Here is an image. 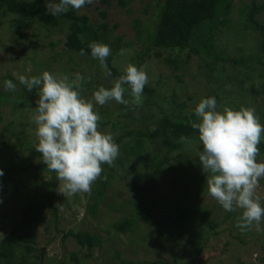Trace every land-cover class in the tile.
<instances>
[{
  "label": "rangeland",
  "instance_id": "obj_1",
  "mask_svg": "<svg viewBox=\"0 0 264 264\" xmlns=\"http://www.w3.org/2000/svg\"><path fill=\"white\" fill-rule=\"evenodd\" d=\"M105 1L94 0L90 7H83L78 12L80 15L89 16L91 24L106 22L111 28L118 26L113 33L110 32L112 34L109 36L108 44L120 45L115 55L114 66L124 73V69L130 63L138 67L136 53L141 48V42L136 35V26L143 27L150 23L156 7L164 0H137L126 9L117 6L115 0H109L110 3ZM249 3V0H236L231 29L227 31L223 28L218 32L217 51H224L226 56L236 55L246 58L250 57L254 50L261 52L260 34L244 30L245 15L244 17L241 15L240 8L246 11ZM103 12L107 17H103ZM11 19L0 14V93H8L9 96V102L1 107L3 123L0 128V169L16 164H44L42 153L34 148L38 143L37 126L33 120L34 106L29 105L28 109L21 110L13 104L15 99L20 101L23 96L22 84L17 76L13 75L14 73L31 78L49 71L56 75H69L70 79H74L75 74L79 73L84 77L81 89L86 94L84 96L86 99H91L94 91L101 86L111 88L115 80L105 76V69L102 66L98 69L91 64L90 59L67 50L64 28H47L33 23L29 28L16 30L11 25ZM258 20L264 23V12L258 16ZM240 29L242 30L238 32ZM237 39L242 40L237 41ZM51 42L57 43L54 48ZM239 47L241 51H238ZM174 57L172 52H164L161 58L150 59L142 65L149 77L148 84L155 89L153 99H142V101H147L146 108L152 111L142 110L136 104L124 105L114 99L109 100L101 107L95 106L101 116L100 130L111 132L114 139H117L125 130L154 125L157 119L155 114L167 110L168 102L172 99L176 98L177 102L187 101L193 109L213 90L223 95V104L221 103L223 107L220 106L218 110H222L226 103L235 110L238 104L243 107L242 103H244L245 107L254 108L256 115L261 118L260 122L264 123V113H260L264 104L257 101L252 105L249 100H243L245 98L243 93L250 92V84L256 80V84L262 82L261 78L256 77L255 72L264 74V65L260 64L256 69L253 65L250 69L242 68L231 63H216L209 56L196 55L188 61L184 53L181 55L183 61H180V67L175 68L165 60ZM6 80H11L16 85L15 91L6 90ZM229 80L242 87L240 93H235L241 103L234 100L232 90L228 87ZM114 124L117 127H114ZM198 145L190 143L188 152L193 149L195 152L192 154L197 155ZM147 147L145 159H133L126 162L124 167L117 159L114 161L112 164L115 168L114 179L96 215L88 213L87 209L91 202V193H77L66 197L58 191V182L56 199L57 206L60 205L58 221L47 210L41 222L32 228L36 239L35 246L42 250L41 259L37 262L63 264V261L67 260L69 264H120L114 259V251L132 262L142 260L171 262L175 249L180 248V264H221V262L222 264H264V221L260 224L262 230L259 232L256 231L255 226L251 230H241L232 225L231 221H226L225 214L228 211H225L207 191V174L203 172L199 157L196 158L198 168L184 169L180 165L179 168L172 170L168 166L164 168L160 179L149 184L151 188L149 197H157L158 202L162 198L166 201L164 205L157 206L156 214V217L162 221L163 228H158L155 223L146 222L135 227L130 233L117 232L112 227L113 223L120 220L124 214H130L134 207L133 201L141 196L136 182L144 183L150 178L146 165L157 151V145L150 144ZM258 162H264L262 153L258 157ZM51 178L52 174L49 172L27 173L19 183L17 192H13V187H0V244L20 223L22 208L32 201L41 199L40 190L35 188L33 183L46 186V183L52 181ZM94 185L95 182L92 190ZM257 193L261 196V203L264 206V180L260 181ZM179 205L189 218L183 225V232L179 225H176L177 217L173 213ZM239 212L242 213V210L235 211V218ZM211 223L216 224V228H210ZM69 231L97 234L102 239V244L94 249L92 257L87 258L88 250L80 247L75 239L67 236ZM238 231H242V235ZM199 232L204 234V252L196 259L190 252L182 253V251L191 248L189 241L196 239V234ZM169 233L180 238L178 241H173L175 244L173 250L166 247V241L162 244L165 238H169L166 235ZM237 235L239 239L235 237ZM73 255L79 262L73 260ZM181 256L185 258L181 260ZM238 256H241L242 262H237Z\"/></svg>",
  "mask_w": 264,
  "mask_h": 264
},
{
  "label": "trees",
  "instance_id": "obj_2",
  "mask_svg": "<svg viewBox=\"0 0 264 264\" xmlns=\"http://www.w3.org/2000/svg\"><path fill=\"white\" fill-rule=\"evenodd\" d=\"M117 6L126 9L137 0H115ZM250 3L244 11L240 8V13L244 17V30L255 31L260 34V48L261 52L254 50L250 57L243 58L241 56L229 57L225 55L224 51H217L218 32L223 28L228 31L231 29L232 16L236 9V0H164L158 5L153 13V18L145 26H136L137 38L141 42V48L136 53L138 67H141L146 61L153 58H161L164 52H172L174 58H166V62L179 68L183 61L181 55L185 53L187 60H191L196 56H209L216 63H231L242 68H257L258 65H264V23L258 20V16L264 12V2L259 3L258 0H249ZM59 0H56L58 3ZM105 2L110 3L109 0ZM92 4H86L84 7H90ZM0 14L2 16L11 17V25L16 30H24L29 28L33 23H37L42 27L47 28H64L66 30L65 45L69 52L81 55L80 50H84L86 58L90 59L91 64L99 69L101 64L99 60L91 56V49L89 44L92 42H101L108 44L109 36L115 31L118 26L110 27L108 23L102 22L98 25L90 23V17L87 15H80V13L69 7L67 13L59 15H52L46 10V0H0ZM103 17H107L106 13H102ZM243 29V28H242ZM242 29L238 30L241 31ZM112 32V33H110ZM120 40V39H119ZM242 39H237L241 41ZM57 43L51 42L52 48ZM112 47L111 55L107 58V67L111 71V77L116 79L125 74L120 72L114 66L115 55L120 49L118 43ZM241 51V48H238ZM181 61V62H180ZM253 65V66H252ZM256 77L262 79V82L256 84V81L250 84V92L243 93L247 101L252 105L257 101L264 104V74L255 72ZM35 76H41L37 74ZM230 82V80H229ZM243 83V81H242ZM82 85V84H81ZM126 91L124 98L131 101V88L124 85ZM229 89L232 90L234 100L238 101L235 93L242 90L241 86H237L235 82L228 84ZM38 88L28 91L25 85L22 84L23 96L20 101L14 100L15 107L23 110L28 109L29 105L37 107L39 96ZM10 92V91H9ZM247 94V95H246ZM249 94V95H248ZM81 95L86 94L81 90ZM155 96V89L147 84L144 88L142 99L151 100ZM215 97L217 99V107H223V95L213 90L206 95L208 97ZM252 96V98H251ZM192 100L191 98H189ZM9 102L7 94L0 93V128L3 123V115L1 107L4 103ZM142 101L139 105L142 110L152 111L146 108L147 101ZM222 103V104H221ZM144 104V105H143ZM243 107L246 104L242 103ZM132 105V104H130ZM168 109L162 111L160 114H155L157 119L154 125L142 127L140 129L125 130L115 142L120 146V153L117 158L118 163L124 167L126 162L133 159L146 158V151L148 145H157V151L150 158L146 168L150 173V178L142 183L136 182L137 189L141 192V196L133 201V210L130 214H124L120 220L113 223L112 227L120 233L127 234L134 230L135 227L142 223H155L158 228H163L162 221L156 217L158 212V205H164L165 199L162 198L158 202V198L151 196L150 183L160 179L164 168L170 166L172 170L179 168L187 169V167L198 168L196 164L195 150L188 152L189 143L181 142V137H186L192 143H197L198 151L203 150L202 142L199 141V134L197 130L191 127L190 121H197L194 109L190 108L187 101L177 102L174 98L168 102ZM229 103H226L228 106ZM99 106V105H97ZM101 107V106H99ZM137 108L136 105H133ZM240 105L236 110L240 109ZM108 111V110H104ZM258 111V110H257ZM260 113H264V107L260 109ZM261 117V116H260ZM261 119V118H260ZM135 121V120H131ZM126 123V122H125ZM264 124V123H263ZM117 127L116 124L113 125ZM195 146V145H194ZM260 153L264 155V139H262ZM101 177L95 181V185L91 192V202L88 204V213L96 215L99 211L100 204L104 201L107 191L111 186L112 179H114L115 168L111 165L104 164ZM3 176H0V187H13V192L18 191L19 183L23 180V176L27 173L49 172L52 174L51 182L46 183V186L38 185L34 182L33 186L40 190L41 199L32 201L22 208V219L20 223L10 232L7 238L0 244V264H39L37 260L41 259L42 250L35 246L36 239L33 236L32 228L34 225L41 222L43 215L49 210L55 220L59 219V210L56 199L58 180L56 173L49 171L45 164H29V165H12L1 168ZM106 177V179H105ZM135 183V182H132ZM149 198V199H148ZM148 199V200H147ZM159 203V204H158ZM118 210V208H116ZM176 225H179L183 232V225L187 223L188 215L183 212L181 206H177L173 212ZM242 213L228 211L225 214V220L231 221L237 229V220ZM210 228H216V224H209ZM193 232V230H192ZM239 232V231H238ZM191 233V232H190ZM242 235V231L239 232ZM169 238L162 241L167 242V248H174V240H179V236H171L166 234ZM67 236L75 239L77 244L88 250L86 257L90 258L93 255L94 249L102 244V239L91 232L86 231H69ZM66 236V237H67ZM239 239V235L235 236ZM204 234L197 233L196 239L189 241L188 250L182 253L190 252L193 257L201 256L204 252ZM183 244V242H182ZM179 249L174 251L171 262L164 260L148 261L142 260L132 262L124 259L119 252L114 251V259L120 264H180ZM183 257V258H182ZM185 256H181V260ZM264 259V258H263ZM73 260L79 262L78 258L73 255ZM237 262L241 261V256L236 258ZM197 261V260H196ZM63 264H69L67 260ZM222 264V262H221Z\"/></svg>",
  "mask_w": 264,
  "mask_h": 264
},
{
  "label": "clouds",
  "instance_id": "obj_3",
  "mask_svg": "<svg viewBox=\"0 0 264 264\" xmlns=\"http://www.w3.org/2000/svg\"><path fill=\"white\" fill-rule=\"evenodd\" d=\"M94 0H46V10L52 15L67 13L69 7L79 11ZM91 56L99 60L105 76L112 73L107 67L111 47L101 42L89 44ZM84 55V50H80ZM123 75L112 82L111 88L99 87L91 99L81 95L84 77L76 73L56 75L44 71L41 76L17 79L28 91L38 88L39 99L34 123L37 126L38 143L35 150L42 153V162L49 171L56 173L59 192L66 197L77 193H91L92 185L103 172L102 165L111 166L118 158L120 146L111 132L100 130L101 116L96 105L103 106L109 100L128 105H140L149 77L144 66L128 64ZM124 85L131 88L132 100H126ZM6 90L15 91L11 80L5 81ZM217 99L202 98L194 109L197 121H190L198 131L203 150L197 152L203 172L207 174V191L225 211L242 210L237 227L241 230L261 231L264 221V206L257 189L264 180V162H258L264 124L255 109L241 107L235 110L225 106L218 110ZM181 142L192 143L186 137ZM0 169V176H3ZM106 179V177H105ZM60 205H58L59 207Z\"/></svg>",
  "mask_w": 264,
  "mask_h": 264
}]
</instances>
